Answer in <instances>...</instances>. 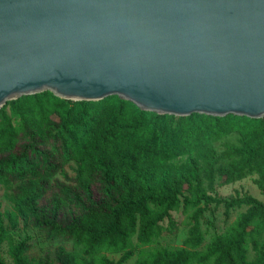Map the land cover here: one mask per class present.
<instances>
[{"label":"trees","instance_id":"obj_1","mask_svg":"<svg viewBox=\"0 0 264 264\" xmlns=\"http://www.w3.org/2000/svg\"><path fill=\"white\" fill-rule=\"evenodd\" d=\"M234 132L239 144L217 153L214 144ZM181 155L188 157L183 165ZM70 161L73 176L64 172ZM250 174L264 194V116L159 114L115 95L96 101L48 90L20 96L0 107V186L13 201L8 220L20 219L49 239L71 240L80 253L58 245L53 255L29 257V237L12 240L0 206V264L5 241L13 264H123L134 254L133 236L149 244L164 219L174 226L171 211L181 201L193 208L183 246L140 254L134 264H264V200L207 193L216 177L228 184ZM211 204L246 209L199 249L200 219ZM103 250L121 254L109 258Z\"/></svg>","mask_w":264,"mask_h":264},{"label":"water","instance_id":"obj_2","mask_svg":"<svg viewBox=\"0 0 264 264\" xmlns=\"http://www.w3.org/2000/svg\"><path fill=\"white\" fill-rule=\"evenodd\" d=\"M44 90L264 116V0H0V107Z\"/></svg>","mask_w":264,"mask_h":264},{"label":"rangeland","instance_id":"obj_3","mask_svg":"<svg viewBox=\"0 0 264 264\" xmlns=\"http://www.w3.org/2000/svg\"><path fill=\"white\" fill-rule=\"evenodd\" d=\"M239 144V134L234 132L231 133L219 141H217L214 146L216 152L219 153L225 145H238ZM177 162L181 165L188 162L187 155H181ZM75 163L70 161L64 168V172L69 176L74 175ZM256 174H250L241 180L222 184L220 183L221 178L216 177L212 190H208L207 193L217 195L219 197L229 199L236 195L250 194L253 197L264 200V194L255 184ZM55 178L59 180H65L64 173H57ZM206 182V180H205ZM188 194L184 190V195ZM182 200V197H181ZM0 206L3 214L4 229L12 236V240L17 242L25 237H29L30 247L27 251V255L32 258L43 257L46 252L53 255L55 248L58 245H63L67 249L72 250L76 253H80L79 247L74 246L73 242L63 240V239H49L45 234L29 225L24 224L22 220L18 219L15 224H11L8 220V213L13 211V201L11 191L3 186H0ZM246 206L235 207L232 209H225L223 204H211L207 207L206 211L203 213L200 223L201 229L204 235V242L199 247V249H204L206 244L211 241V239L217 235L222 234L230 230L237 222L240 214L245 211ZM193 208H186L181 201L180 205L171 211V217L174 221V226L169 225L168 219H164L161 222L162 232L161 234L154 238L149 244L139 245L136 240V236L132 237V242L134 244V254L126 260L123 264H134L135 260L140 254H146L154 249L161 247L168 248H179L183 246V241L187 236L188 228L192 222ZM9 243L5 241L1 247V254L4 260V264H13V261L8 254ZM249 255L248 260H251L254 255V251L251 245L247 246ZM120 252H111L103 250L100 255H104L109 258L118 259Z\"/></svg>","mask_w":264,"mask_h":264}]
</instances>
